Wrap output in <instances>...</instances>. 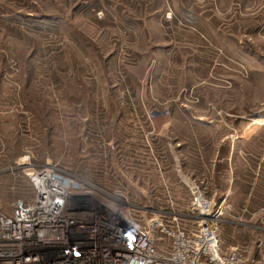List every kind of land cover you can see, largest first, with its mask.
Returning <instances> with one entry per match:
<instances>
[{
    "label": "rangeland",
    "instance_id": "1",
    "mask_svg": "<svg viewBox=\"0 0 264 264\" xmlns=\"http://www.w3.org/2000/svg\"><path fill=\"white\" fill-rule=\"evenodd\" d=\"M22 155L141 228L196 227L195 182L221 207L222 252L264 258V0H0L5 214L34 196Z\"/></svg>",
    "mask_w": 264,
    "mask_h": 264
},
{
    "label": "built area",
    "instance_id": "2",
    "mask_svg": "<svg viewBox=\"0 0 264 264\" xmlns=\"http://www.w3.org/2000/svg\"><path fill=\"white\" fill-rule=\"evenodd\" d=\"M13 169L26 177L34 196L17 199L10 214L0 211V264H264V258L222 252L221 207L195 182L186 218L196 227H180L175 216L170 226L156 219L141 228L117 207V198L50 160L37 164L22 155Z\"/></svg>",
    "mask_w": 264,
    "mask_h": 264
}]
</instances>
